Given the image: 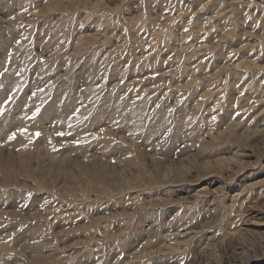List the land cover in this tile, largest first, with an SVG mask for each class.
<instances>
[{
	"label": "rangeland",
	"instance_id": "rangeland-1",
	"mask_svg": "<svg viewBox=\"0 0 264 264\" xmlns=\"http://www.w3.org/2000/svg\"><path fill=\"white\" fill-rule=\"evenodd\" d=\"M0 166V264H264V0H0Z\"/></svg>",
	"mask_w": 264,
	"mask_h": 264
},
{
	"label": "bare ground",
	"instance_id": "bare-ground-1",
	"mask_svg": "<svg viewBox=\"0 0 264 264\" xmlns=\"http://www.w3.org/2000/svg\"><path fill=\"white\" fill-rule=\"evenodd\" d=\"M50 135H48V137H47V139L49 140V138L51 137H49ZM52 143V142H51ZM51 143H45V148H46V151H47V153H51V151H52V147H53V145L51 144ZM50 151V152H49ZM53 153V154H52ZM51 154L52 155H54L55 153L54 152H52ZM55 160H57V159H55ZM7 166H0V170H2L3 172H9L8 171V169L6 168ZM83 174H84V172H82ZM81 173V174H82ZM77 176V175H76ZM86 176V175H85ZM88 177V176H87ZM233 200H235V199H233ZM241 207V206H240ZM38 251V250H37ZM6 252V251H5ZM19 253V252H18ZM7 257V256H6Z\"/></svg>",
	"mask_w": 264,
	"mask_h": 264
}]
</instances>
